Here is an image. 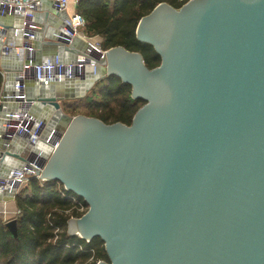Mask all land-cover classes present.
<instances>
[{
    "label": "water",
    "instance_id": "95a60500",
    "mask_svg": "<svg viewBox=\"0 0 264 264\" xmlns=\"http://www.w3.org/2000/svg\"><path fill=\"white\" fill-rule=\"evenodd\" d=\"M135 36L153 47L158 66L122 46L93 49L95 72L75 65L26 94L58 130L55 148L39 141L34 149H47L39 180L88 205L67 233L99 237L108 262L98 264H264V0L161 2ZM78 40L49 45L70 51ZM26 62L25 76L34 77L35 62ZM111 75L144 101L130 125L62 112V100ZM77 78L86 82L80 88ZM6 99L1 92L0 112ZM20 151L0 147V173L10 157L26 163ZM6 227L17 235L15 219Z\"/></svg>",
    "mask_w": 264,
    "mask_h": 264
},
{
    "label": "trees",
    "instance_id": "16d2710c",
    "mask_svg": "<svg viewBox=\"0 0 264 264\" xmlns=\"http://www.w3.org/2000/svg\"><path fill=\"white\" fill-rule=\"evenodd\" d=\"M188 0H79L76 12L85 21L83 32L90 38H100L102 50L122 46L141 53L148 68L160 64V57L150 44L140 42L135 29L141 17L157 4L167 2L179 8ZM2 76L0 74V89ZM97 90V91H95ZM95 97L96 99H92ZM85 116L105 123L130 125L143 100L131 98V87L117 76L103 78L92 91ZM84 115V114H82ZM87 203L56 181L30 178L15 195L18 214L15 217L17 235L13 236L0 218V264H97L108 262L104 243L99 237L89 242L67 233L71 215L80 217L73 200ZM69 210V213L66 211ZM58 229L53 242L54 230ZM81 247V249L79 248Z\"/></svg>",
    "mask_w": 264,
    "mask_h": 264
},
{
    "label": "built area",
    "instance_id": "2783aa9c",
    "mask_svg": "<svg viewBox=\"0 0 264 264\" xmlns=\"http://www.w3.org/2000/svg\"><path fill=\"white\" fill-rule=\"evenodd\" d=\"M43 1H52L54 7L59 12L61 17V25L58 28L57 38L67 40L71 42L73 38H79L86 45V49L83 52L78 53L77 58L66 64L61 61L57 54L44 55L40 58L39 62L34 64L35 78L38 81H49L52 78H61L65 73L70 75L72 68L75 65L82 66L88 65L95 72L98 61L93 58V49L103 53L99 43L92 40V38L86 36L83 32L85 25L84 18L77 12H73L67 15L66 11L70 5L76 8L79 0H0V13L1 15L7 13V15H19L22 16L23 22L19 28L14 30L15 35H20L23 38H32L37 30V23L35 22V11ZM64 14V15H63ZM4 50L11 51L17 55L24 53L27 58L32 60V47L30 46H17L13 42H8L3 46ZM6 51V52H7ZM29 64L24 65V69H27ZM18 93L15 95L16 99L20 101L21 107L24 109L22 112L11 113L5 117L4 127L6 130L7 139L13 135L21 136L24 138V147L21 151V156L26 158L25 165L21 170L13 171L9 176L0 179V189L11 191L15 185L17 189L14 194L18 193L20 188L27 183L30 178H36L39 180L38 171H41V152H34L37 143L42 139L44 124L41 121H34L33 117L29 115L27 109H30L29 101L23 92V81L17 86ZM57 131L55 128H51L50 133L45 139V143L55 148L58 144L59 138H57ZM41 181V180H39ZM73 202L76 210L84 214L85 207L82 203L75 200V198L69 196ZM70 211L67 210L66 213ZM18 214V210L16 212ZM78 217L71 215L69 219H76ZM58 229L54 230L53 242L57 238ZM88 242V241H87ZM81 249V247H79ZM98 260L96 263L98 264Z\"/></svg>",
    "mask_w": 264,
    "mask_h": 264
},
{
    "label": "crops",
    "instance_id": "0c3cea01",
    "mask_svg": "<svg viewBox=\"0 0 264 264\" xmlns=\"http://www.w3.org/2000/svg\"><path fill=\"white\" fill-rule=\"evenodd\" d=\"M76 12V8L73 5H70L67 9V15ZM59 12L54 7L52 1H43L38 4L35 11V22L37 23V30L32 38H23L20 35H15L14 30L19 28L22 25L23 19L19 15H8L6 18L7 30L3 35V38L0 39V74L2 76V86L0 89L1 92H4L6 96V101H4L3 110L0 112V147L8 146L12 152L21 150L24 147V138L21 136L13 135L11 138L7 139L6 130L4 127L5 117L11 113L22 112L24 109L21 107L20 101H18L15 95L18 93L17 86L23 81L24 89L23 92L26 95L28 91L31 95H36L38 90V80L34 77L25 76L24 65L27 63V55L24 53L22 60H18V55L15 52L12 54H5L2 52L4 44L8 42H13L17 46H30L32 47V59L38 63L40 58L44 55H53L57 54L61 61L68 64L74 61L77 58V54L83 52L87 47L85 43L81 40H78L77 47L74 50L64 51L59 50L57 47L49 45L51 40L57 38L58 28L61 25V17ZM64 15V14H63ZM1 30V26H0ZM95 42H100V38H92ZM78 52V53H77ZM7 70L5 72L4 70ZM76 85L83 83L79 78L74 80ZM29 94V93H28ZM27 94V96H28ZM27 113L33 117L34 121H41L44 124L43 137L40 140L45 146V139L51 131V128H55V121L50 114V111L47 109H41L34 111L27 109ZM5 141L6 142L5 144ZM7 148V147H6ZM20 151V153H21ZM47 149L43 146H38L37 152H41L44 156ZM24 162H21L15 158H11L9 162L1 166L0 179L9 176L13 171L24 166ZM17 194V193H16ZM15 194V195H16ZM15 195L10 197L8 190L0 189V218L6 223L9 220L15 219L17 216V206L15 203Z\"/></svg>",
    "mask_w": 264,
    "mask_h": 264
},
{
    "label": "rangeland",
    "instance_id": "374dc122",
    "mask_svg": "<svg viewBox=\"0 0 264 264\" xmlns=\"http://www.w3.org/2000/svg\"><path fill=\"white\" fill-rule=\"evenodd\" d=\"M97 83H95L92 86V88H90L89 91H87V92H84L82 90L81 91L82 93H80V94H83V96L80 98H69V99L62 100L60 102L62 112L65 115L70 116V117L78 115V114H84L85 115V113L88 110V108H87L88 100L90 98H92V91L96 87ZM95 91H97V90H95ZM73 93H74V95L75 94L79 95V93H77V91H75ZM92 99H96V98L93 97ZM25 185H27V183Z\"/></svg>",
    "mask_w": 264,
    "mask_h": 264
},
{
    "label": "bare ground",
    "instance_id": "6f19581e",
    "mask_svg": "<svg viewBox=\"0 0 264 264\" xmlns=\"http://www.w3.org/2000/svg\"><path fill=\"white\" fill-rule=\"evenodd\" d=\"M84 83H86V82H83V83L78 84L77 87L80 88L81 85H84ZM75 90H76V89H75Z\"/></svg>",
    "mask_w": 264,
    "mask_h": 264
}]
</instances>
